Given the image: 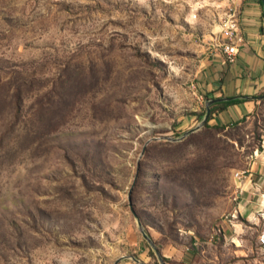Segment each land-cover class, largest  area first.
<instances>
[{"label": "rangeland", "instance_id": "374dc122", "mask_svg": "<svg viewBox=\"0 0 264 264\" xmlns=\"http://www.w3.org/2000/svg\"><path fill=\"white\" fill-rule=\"evenodd\" d=\"M230 6L0 0V264L174 262L151 243L262 264L264 221L233 233L244 251L210 240L261 149L264 106L185 136L207 114L196 84Z\"/></svg>", "mask_w": 264, "mask_h": 264}, {"label": "crops", "instance_id": "0c3cea01", "mask_svg": "<svg viewBox=\"0 0 264 264\" xmlns=\"http://www.w3.org/2000/svg\"><path fill=\"white\" fill-rule=\"evenodd\" d=\"M231 7L232 12L238 17L241 35L244 39V43L239 45L236 62L231 64L227 61L223 45L220 49L215 48L213 57L205 63L196 84L199 93L207 100L218 98L228 99L224 102L233 99L242 100L241 103L213 115L212 121L222 124L255 118L264 106V2L263 0H246L237 2ZM223 39L225 41L224 36ZM261 143V149L257 148L260 157L252 163V182L254 184L245 182L242 185V217L240 221L233 219L224 221L220 227L224 231L225 238L219 242L210 240L211 243L226 244L231 242L237 246V249H240L237 251H244L240 236L233 235V233L237 232L241 235L246 232L247 229L243 227V224H250V228L254 229L253 226H258L261 223L254 214V210L257 207L258 197L264 193V135L261 136ZM259 235L260 233L255 235L256 246H254L255 248L252 246L251 250H256L258 256L262 255L263 264L264 250L260 247ZM161 250L163 256L174 261L172 264L175 262L178 264H199L193 262L192 253H185L174 246L163 247ZM209 258L210 263L226 264L225 259L221 256L210 254ZM255 264H260L259 258Z\"/></svg>", "mask_w": 264, "mask_h": 264}, {"label": "built area", "instance_id": "2783aa9c", "mask_svg": "<svg viewBox=\"0 0 264 264\" xmlns=\"http://www.w3.org/2000/svg\"><path fill=\"white\" fill-rule=\"evenodd\" d=\"M232 4L237 2H245L246 0H230ZM232 7H229L228 13L224 16L225 18L222 21V32L225 37V43L223 44V48L227 57V61L229 63H235L237 56L239 54V45L244 43V39L241 35V26L238 20V17L235 13L232 12ZM260 157V153L258 150L253 152L251 155L250 166L245 170H240L236 173V178L239 183V187L237 188L235 195V202L237 203V208L235 213L232 215L233 220H239L242 217V201H243V192L242 185L245 182H252V163ZM254 214L258 217L260 221H264V193H262L258 197L257 207L254 210ZM225 238L224 231L221 227L213 234L211 241L219 242ZM259 244L260 247L264 250V228L259 235ZM264 264V263H263Z\"/></svg>", "mask_w": 264, "mask_h": 264}, {"label": "water", "instance_id": "95a60500", "mask_svg": "<svg viewBox=\"0 0 264 264\" xmlns=\"http://www.w3.org/2000/svg\"><path fill=\"white\" fill-rule=\"evenodd\" d=\"M263 2H264V0H263ZM227 100H228V99H225V98H218V99L208 100V102H207V114H206V116H205V118H204V120H203V122H202V125H201L199 128H197V129H195V130H191L190 132L186 133L185 136H188V135H190V134H193V133H195L197 130H199L202 126H205V124L209 121L210 116H211V107H212L214 104H218V103H220V102H224V101H227ZM137 179H138V176H137L136 180H137ZM137 218H138V217H137ZM138 219H139V218H138ZM139 225H140V227H141V231H142L144 237H145L147 240L150 241V239L148 238V235H147V234L144 232V230H143V227H142V224H141L140 220H139ZM151 244H152V246L154 247V249H155V251H156L158 257L160 258L161 262H163V255L160 253L159 249H158L153 243H151Z\"/></svg>", "mask_w": 264, "mask_h": 264}, {"label": "trees", "instance_id": "16d2710c", "mask_svg": "<svg viewBox=\"0 0 264 264\" xmlns=\"http://www.w3.org/2000/svg\"><path fill=\"white\" fill-rule=\"evenodd\" d=\"M242 100H239V99H233V100H230L228 102H224V103H219V104H216L212 107L211 109V119L209 120H212L213 119V115L218 112V111H225L227 110L228 107L232 106V105H236V104H239L241 103Z\"/></svg>", "mask_w": 264, "mask_h": 264}]
</instances>
